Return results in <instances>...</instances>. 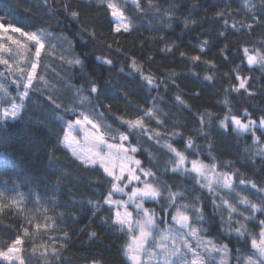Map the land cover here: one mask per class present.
<instances>
[{"label":"trees","instance_id":"16d2710c","mask_svg":"<svg viewBox=\"0 0 264 264\" xmlns=\"http://www.w3.org/2000/svg\"><path fill=\"white\" fill-rule=\"evenodd\" d=\"M67 2L72 5L69 11L76 10L80 13L79 20H73L68 16L64 11L63 4L58 0H48V4H45L43 0H0V19L5 21L6 26L11 24L13 27H21L24 31L31 32L43 29L46 30V33L51 34L42 36L44 48L41 50L40 63L33 81L40 90L30 92L31 99L25 100L24 108L17 120L0 123V142L7 141L3 147H0V161L5 159L9 161L7 169L0 166V192H5L9 198H16L15 203L9 199L0 206V240H7L13 232L23 235L24 228H27L28 235L22 249V255L27 258L25 264H53L50 255L47 261L41 255L44 252L43 246L47 245L50 251L53 244L60 253L56 264H92L93 260L100 261V264H125V258L120 252L121 244L124 242L123 235L106 230L107 226L101 223L99 217L89 224L88 217L91 213L87 210L79 224H71L63 207L53 208V197L57 204L72 197L84 201L89 198L95 199L92 186H95L97 182H103L104 187L107 188L106 181L111 178L107 177L101 168L85 164L73 156L68 148L57 143V136L63 140L64 132L67 130L66 122H73L79 116H73L71 112L63 111L53 113L54 106L48 99L50 91H59L60 96L56 98L57 102L62 105V108H70L72 93L67 91V85L79 86L82 84L81 72L86 77L96 79L101 86H104L105 81H111V84L107 86L106 95L100 97V103L105 107L100 108L99 111L105 113L107 119H96L93 114L84 111V109H79L78 112L84 111V114L92 119L107 140L124 143L126 147L131 143L132 146L138 147V151L141 150L140 145H142L143 155L133 154L135 158L141 159L142 164L148 166V153L150 152L154 157L153 163L159 161L161 169L163 162L169 158L165 154L163 142L157 143L150 140L148 136L142 137L140 145L134 143L133 137H130L129 141L122 142L106 126L111 125L115 128L119 124L116 117L135 118L137 106L147 108L153 103L151 97L162 95V101L154 102L161 115L150 123H146V127L159 131L162 135L173 130L182 132L185 138L191 135L195 143L204 150L198 158L209 167L215 163L216 169L213 170L215 174L225 170L222 168L223 162L231 161L240 173L256 180L258 177L253 174L252 164L259 166L261 160L252 156L251 152L245 153V145L249 147L252 145L250 135H238L231 131L224 132L218 128V122H216L208 137L205 138L195 132V129L199 128V123L194 113H200L207 109L214 114L215 121L216 117L223 116L227 112L228 108L223 104L226 89L229 84L237 83L235 79L231 78L233 73L230 69L241 64L237 48L241 44L251 46L264 40V26L256 27L250 34L243 31L237 34L230 29L225 35L220 36L219 32L224 29L220 18H212L213 12L216 11V8L211 7L212 0H176L177 3H182L177 11V16L184 14L187 19H197L201 23L190 26L181 36V30L184 29L182 20L179 23H174L171 29H167L161 20L154 19L151 15L146 19H140L135 9L125 5L127 13L133 18L134 28L130 33L121 35L109 31L111 25L105 15L106 9L99 3V0H67ZM171 2L172 0H159L162 8H167ZM253 2L258 5L260 0H253ZM193 4L200 6L192 7ZM49 5L53 9L51 12ZM231 5L232 16L229 18V24L235 21L246 22L243 12L236 11L239 6L238 0H231ZM205 10H207V14ZM81 27L94 31L96 38L92 39L85 34L82 41L77 35ZM162 35L166 37L163 41L159 39ZM63 37L72 42V48L63 42ZM205 39L209 41L207 51L200 53L196 46ZM173 42L178 47H175L172 53L159 51L165 44ZM108 45H111L110 49L107 47ZM225 45H228V60H225L220 54V49ZM8 46L12 49L17 47L11 45V42H8ZM34 51L35 46L31 42L23 41L18 50L3 55L5 58L12 55L16 57L15 60L10 59L12 71H30L29 60L37 59L34 56ZM181 51L187 53V56H181ZM85 52H95L96 55L107 54L114 60L115 68L110 70L97 65L93 71L91 56L85 60L87 67L83 70L73 68L66 63L74 55H79L83 59ZM125 53L128 57L134 56L139 63L144 65L145 70H150L157 79H164L168 73L173 71L179 73V76L175 79L174 84L170 81L167 82V92L164 91L163 86L153 90L151 94L147 92V89L138 90L135 88V82L126 75L128 60ZM233 53L236 55L234 56ZM191 55H201L202 61L212 60L215 63L216 68L213 73L215 81L212 85L203 79L209 69L202 62L192 65L188 60V56ZM149 56L152 57L151 60L148 59ZM120 66L125 67V74H117ZM253 68L254 70L250 71L246 62L241 65V71L245 75L260 77L259 66H253ZM0 71H4V66L0 65ZM192 72L198 75H192ZM226 73L228 75H225ZM40 77H43V80H40ZM45 81H47V87H45ZM62 81L66 83H62ZM0 83H4L13 92L15 91L14 86L9 85L8 81L0 80ZM253 83L255 84L256 81ZM259 83L264 84V80H260ZM53 85L55 88L52 87ZM176 85H179V88ZM117 89L129 90L128 100H125ZM196 91L201 93L199 98H194L192 95ZM177 94L181 95L188 105H191V110L178 105L174 99ZM229 99L231 108L237 113H242L246 107L253 118H258L262 114L261 110H264V95L261 94H257L249 102L246 96L232 92ZM55 116H63L64 121L56 119ZM158 120L165 122L158 124ZM177 121L183 127L174 129L173 125ZM119 130L123 132L124 128L121 127ZM205 131L208 130L205 129ZM209 141L215 147L212 152V156L216 157L215 161L208 155ZM50 155L54 156L55 160H51ZM247 156H251V161L246 158ZM191 158L193 157L189 159ZM189 166L190 164L187 165V167ZM153 170L155 171V169ZM157 175L161 180L167 181L169 184L172 183L169 174L161 175L158 172ZM58 179L59 185H57ZM180 180L187 189L193 188L191 179L185 178L183 174ZM56 187H59L60 191L54 193L53 188ZM195 187L199 189V185ZM227 192V189L223 190L224 194ZM245 194L241 192V195ZM202 195L209 197L210 193L205 190ZM228 198L225 196V199ZM251 198L254 199V197ZM180 203L191 204L192 201L188 199ZM201 203L207 204L205 216L211 217V203L207 201ZM76 207L78 208L79 205ZM61 212H65L63 217L59 216ZM107 215V212L100 213V216ZM223 215L227 219L228 213L224 212ZM36 225H40V227L37 228ZM85 225L88 227L81 234L79 229L84 228ZM219 225L220 214L218 213L212 225L204 223L194 226L203 227L211 233L212 235L208 238L214 239L219 236L216 243L227 244L230 250L234 246H243L236 244L235 236L221 235ZM247 228L252 233L259 232V228L253 223H248ZM64 230L69 231L72 239L61 248ZM73 231L76 232V235H72ZM91 231H96L100 239L94 242L89 241L88 233Z\"/></svg>","mask_w":264,"mask_h":264},{"label":"snow or ice","instance_id":"6c2138e0","mask_svg":"<svg viewBox=\"0 0 264 264\" xmlns=\"http://www.w3.org/2000/svg\"><path fill=\"white\" fill-rule=\"evenodd\" d=\"M43 2L48 4V0H43ZM58 2L63 4L64 11L68 16L73 20H79L80 13L76 10L69 11L72 5L67 0H58ZM99 3L106 9L105 15L111 25L109 31L115 34L130 33L134 28L133 18L127 13L125 5L135 9L140 19H146L151 15L152 18L161 20L167 29H171L174 23H179L182 20L184 29L181 30V36L190 26L201 23L197 19H187L184 14L177 16V11L182 3H177L176 0H172L167 8H162L159 0H99ZM238 4L236 11L238 13L243 12L246 22L235 21L229 24V18L232 16L231 0H212L211 7L216 8L212 18H220L224 29L219 32L220 36L225 35L230 29L237 34L242 31L250 34L256 27L264 26V0H260L258 5L253 0H238ZM199 6V4L192 5V7ZM49 11H53L50 5ZM205 13L207 14V10ZM187 14L190 15L191 13ZM17 33L19 39L15 36ZM45 34L51 35L43 29L31 32L24 31L21 27H13L11 24L6 26L5 21L0 19V65L4 66V71H0V80L8 81L9 85L15 88L13 92L10 87L0 83V93H2L0 96V123L17 120L21 115L22 108H24L25 100L31 99L30 92L40 90L33 81L36 78L37 66L40 63L41 50L44 48L42 36ZM85 34L92 39L96 38L94 31L81 27L77 35L82 41ZM58 39L61 38L58 37ZM62 39L64 43L69 45V48L73 47L72 42L66 37ZM159 39L163 41L166 37L162 35ZM21 40L31 42L35 46L34 56L37 59L29 60L30 71L14 72L10 67V59L15 60L16 57L12 55L5 58L3 54L18 50L21 46ZM8 42H11V45H16V49L8 46ZM208 45L209 41L205 39L196 47L200 53H205ZM107 47L110 49L111 45ZM175 47L178 45L173 42L172 44H165L159 51L172 53ZM227 51L228 45L220 49V54L225 60H228ZM237 52L240 53L241 64L230 69L233 73L231 78L235 79L237 83L229 84L223 99V104L228 108L227 112L223 116L216 117L215 121L213 119L214 114L207 109L200 113H194L199 123V128L195 129V132L207 138L213 124L218 122V128L224 132L231 131L238 135L249 134L252 145L251 147L245 145V153L251 152L252 156L261 160L259 166L252 164L253 174L258 179H250L240 173L233 162L227 161L222 163V168L225 170L217 174L218 188L227 189V193L221 195L219 191L215 190L216 186L201 183L204 170L208 169L209 165H205L198 158L204 150L195 143L193 137L189 135L185 138L182 132L175 130L162 135L161 132L145 126L146 123H150L161 115L154 103L157 100H163V96L158 95L151 97L153 103L149 107L140 108L137 106L135 118L116 117L115 119L119 121V124L115 128L111 125L106 127L110 132H114L122 142L129 141L130 137H133L134 143L140 145L143 136H148L150 140L157 143L163 142L165 154L169 157L163 162V168L159 167V161L153 163L154 157L150 152L148 153V166H144L141 159L129 155V153L143 155L142 145H140L141 150L138 151V147L132 146L131 143L127 148L124 143H110L107 145L108 149H116L112 155L118 157L122 163L119 165V174H115L112 167L105 166L103 168L107 177L111 178L106 181L108 187L105 188L103 182H97L95 186L89 182L94 189L95 199L89 198L84 201L72 197L57 204L55 197H53V208L63 207L71 224H79L85 210H87L91 213L88 217L89 224L99 217L101 223L107 226L106 230L123 235L124 242L121 244L120 252L125 258V264H264V175H261L264 173V110H261L262 114L258 118H253L246 107L242 113H237L231 108L229 99L232 92L246 96L249 102L257 94L264 95V84L259 83L260 80H264V40L251 46L241 44L238 46ZM180 55L187 56V53L181 51ZM233 55L235 56L236 53ZM89 56L93 58V71L97 65L107 67L110 70L115 68L114 60L105 53L96 55L95 52H85L83 59L79 55H74L66 63L73 68L83 70L87 67L85 60ZM125 56L128 60L126 75L135 82V88L138 90L147 89V92L151 94L153 90L163 86L164 91L167 92V82L170 81L174 84L175 79L179 76V73L173 71L168 73L166 78L157 79L150 70L146 71L144 65L139 63L134 56L128 57L127 53ZM148 59L151 60L152 57L149 56ZM188 60L192 65L202 62L209 69L203 79L209 85L214 83L215 76L213 73L216 65L212 60L202 61L201 55L188 56ZM245 62L250 71L254 70L253 66H259L261 76L245 75L241 71V65H244ZM117 74H125V67L120 66ZM191 74L198 75L195 72ZM80 75L83 79L82 84L79 86L67 85V91L72 93L70 108H62V105L57 102L56 98L60 96L59 91H50L48 96L51 105L54 106L53 113L63 111L71 112L73 116H79L74 122H66L68 131L64 132L63 140H60L59 136L56 137L58 144L72 149L73 156H78L73 147V144L78 142L71 135V130L77 125L83 126L84 124H91L93 129L97 128V125L88 115L84 114V111L90 112L99 120L108 118L105 113L99 111L100 108L105 107L100 103V97L106 95L107 86L111 84V81H105L104 86H101L96 79L86 77L82 72ZM39 79L43 80V77ZM253 81L256 83L254 84ZM44 83L47 87V81ZM62 83L66 82L62 81ZM52 87L55 88L54 85ZM176 87L179 88V85ZM117 90L122 93L125 100H128L129 90ZM192 95L194 98H199L201 93L196 91ZM174 99L178 105L191 110V105H188L181 95H175ZM79 109H84V111L78 112ZM55 118L64 121L63 116H55ZM164 122V120L157 121L158 124ZM121 127L124 128L123 132L119 130ZM179 127H183V125L177 121L173 128ZM205 129L208 131L206 132ZM81 130L84 131V139L89 140L88 131L83 127ZM91 139L104 143L103 137L100 135L92 136ZM4 143L7 141L0 142V147H3ZM207 150L208 155L215 161L216 157L212 156L215 147L211 141L208 142ZM190 157L193 158L189 159ZM49 158L55 160L54 156L50 155ZM246 158L251 161V156ZM84 162L88 163L87 160ZM129 163L133 164L134 167H127ZM189 164L190 168L187 167ZM0 166L7 169L9 161L6 159L0 161ZM210 167L215 170L216 164L213 163ZM158 172L161 175L169 174L172 183L169 184L167 181L161 180L157 175ZM182 174L185 178L191 179L194 185L192 189H187L183 185L180 180ZM142 176L145 179H142ZM59 183L58 179L57 185ZM196 185H199V189L195 187ZM205 190L209 191V197L202 195ZM59 191V187L53 188L54 193ZM241 192L246 194L241 195ZM117 194L126 196L127 199H114ZM225 196L229 198L225 199ZM9 199L13 203L16 202L15 197L9 198L5 192H0V206ZM188 199L192 201L191 204L180 203ZM202 201L211 203V217L205 216L207 204L201 203ZM146 204H159L163 215H158L154 207H148ZM77 205H79L78 208ZM121 208L124 209L123 212L120 211ZM129 208L132 210L129 211ZM65 212L59 213V216L63 217ZM101 212H107L108 215L100 216ZM224 212L228 213L227 219L223 215ZM218 213L220 214V234L227 237L235 236L236 244H242V247L234 246L230 250L227 244L216 243L219 236L214 239L207 238L212 234L203 227L194 226L204 223L212 225ZM248 223L255 224L259 228V232L252 233L248 230ZM161 224L164 225L163 228L160 227ZM36 227L39 228L40 225H36ZM87 227L88 225H85L84 228L79 229V232L83 234ZM137 231L139 235L136 234ZM27 235L28 229L24 228L23 235L19 232H13L7 240H0V264H25L27 258L22 255V249ZM72 235H76V232L73 231ZM71 239L72 236L69 235V231L64 230L60 247H64ZM88 239L94 242L99 240L100 236L96 231H91L88 233ZM43 247L42 258L47 261L50 255L53 264H56V259L60 254L57 247L53 244L50 251L47 245ZM33 251L35 252V249ZM92 264H100V261L93 260Z\"/></svg>","mask_w":264,"mask_h":264},{"label":"rangeland","instance_id":"374dc122","mask_svg":"<svg viewBox=\"0 0 264 264\" xmlns=\"http://www.w3.org/2000/svg\"><path fill=\"white\" fill-rule=\"evenodd\" d=\"M15 36L17 39L20 38L18 33L15 34ZM23 41L24 40H21V43ZM81 127H83V129L88 131L89 137H90L89 140L84 139V131L81 130ZM66 131H68V129ZM71 135L73 137H75L76 141L78 142V143L73 144V147L76 149V151L78 153V156H75L77 159L81 160L82 162L87 160L88 163L84 162L85 164H87L89 166L99 167L102 170L105 166L112 167L114 173L119 174V165L122 163V161L118 157L112 155V153H114L116 151V149L109 150L107 145L110 143L111 144H120V143H116V142H112L110 140H107L103 136V134H101V132L99 131L98 126L96 129H93L91 124H84L83 126L77 125L75 128H73L71 130ZM95 135L102 136L104 143H99L98 141L91 139V137L95 136ZM68 149L72 154V149H70V148H68ZM129 155L134 156L133 153H129ZM78 157H81L82 159L78 158ZM127 167H134V165L129 163V164H127ZM189 168H190V166H189ZM138 174H140V173H138ZM142 179H145V178L142 176ZM201 180L203 181L202 183H205V184H211V185L215 184L216 185L215 188L217 190V187H218L217 174H215L210 167L208 169L204 170V175L201 178ZM220 182H222V181H220ZM121 186H123V185H121ZM223 190L224 189L218 188V191L222 192L221 195H224ZM126 192H127V189H126ZM114 199H127V197L121 196L120 194H117L114 197ZM146 206L154 207L156 209V212L158 215H161V216L163 215V213L160 212L159 204H146ZM128 210L131 211L132 208H129ZM120 211L123 212L124 209L121 208ZM160 227L163 228L164 225L161 224ZM136 234L139 235V232L137 231ZM129 240H130V238H129Z\"/></svg>","mask_w":264,"mask_h":264}]
</instances>
